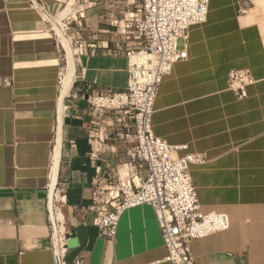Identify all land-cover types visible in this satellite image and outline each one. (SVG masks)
Wrapping results in <instances>:
<instances>
[{"label":"crops","instance_id":"1","mask_svg":"<svg viewBox=\"0 0 264 264\" xmlns=\"http://www.w3.org/2000/svg\"><path fill=\"white\" fill-rule=\"evenodd\" d=\"M39 1L51 10L63 2ZM89 1L75 29L79 40L95 48L85 45L77 62L71 40L62 38L59 90L61 57L40 11L32 0H0V264H53L46 184L57 148L59 179L67 182L62 213L72 233L66 263L81 255L84 264H169L150 205L123 210L109 245L88 208L96 178L107 183L143 174L112 139L114 131L128 130L117 115L108 110L92 123L87 96L125 90L124 51L134 43L112 31L122 0ZM70 8L75 17L80 7ZM177 46L187 57L162 77L151 130L181 146L177 156L205 157L203 164L189 166L200 210L229 219L227 229L191 241L194 264H264V0H208L205 22L191 26ZM231 69L251 73L254 82L244 98L226 88ZM10 76L12 84L4 85ZM77 86L83 90L74 97Z\"/></svg>","mask_w":264,"mask_h":264},{"label":"built area","instance_id":"2","mask_svg":"<svg viewBox=\"0 0 264 264\" xmlns=\"http://www.w3.org/2000/svg\"><path fill=\"white\" fill-rule=\"evenodd\" d=\"M83 1L85 3L88 0ZM32 4L38 8L43 20L49 15L51 9L44 3L32 0ZM122 5L125 10L121 16L113 18L111 23L116 27V35L125 42L134 43L124 51L128 74L126 88L119 92L97 90L88 95L86 100L96 117L93 124H98L101 116L108 110L117 115L118 123L125 124L128 130L121 128L114 131L112 139L120 144L129 161L143 170V174L117 176L115 181L107 183L96 178L88 208L93 212L92 221L98 228L99 235L109 245L114 242L116 225L123 210L139 204L150 205L161 232L165 249L163 260L169 264H194L190 253L191 241L227 229L229 219L225 213H202L200 210L189 166L203 164L205 157L199 153L177 156L176 151L181 146L170 145L163 138L155 136L150 120L162 77L171 71L175 62L187 57L186 49L178 48L177 40L186 38L191 26L205 22L208 0H122ZM57 11L59 10L56 9L55 13ZM70 18L75 17L67 18L65 30L70 28ZM77 24L80 26V21ZM51 31L55 32L52 27L50 35ZM75 34L70 39L71 45L77 50L74 57L78 62L84 46L93 50L95 44H87ZM55 41L56 50L60 54L64 49L57 36ZM135 54L146 56V59L136 60L133 57ZM60 57L62 64L58 74L59 90L65 66L64 54H60ZM78 76L76 71L67 94L71 93ZM253 82L248 69H231L226 76V88L237 98H244L246 87ZM3 84L10 86L12 77L4 78ZM82 90V87L77 86L72 95L76 97V93ZM60 123L61 118L57 117L52 130L53 139L60 129ZM51 164L52 155L46 184L49 230L47 247L53 264H67L68 241L72 238L71 231L65 227L62 213L66 202L67 182L59 179V165L52 180ZM73 264H84V257L76 256Z\"/></svg>","mask_w":264,"mask_h":264},{"label":"rangeland","instance_id":"3","mask_svg":"<svg viewBox=\"0 0 264 264\" xmlns=\"http://www.w3.org/2000/svg\"><path fill=\"white\" fill-rule=\"evenodd\" d=\"M62 1H63L62 4L59 7H57L56 9L61 10L66 4H68L67 6H69V7L71 6L73 8L75 7V9L77 7H80L81 8L80 12L82 13V15L80 16L79 15L80 12H77V15L75 16V18H70V24L68 25L70 28L68 30H65V32H61L58 29L59 27L57 26V24L55 22L56 20H54V15H55L56 9L51 10L49 12V15L46 18L44 17V21L47 23L48 27L49 28L52 27L55 30L54 33H53V31H51L52 37L55 39L57 36V38L60 41H62L63 37L69 38L71 35L76 33L75 27L76 26L80 27V26H78L77 22L80 21V24L84 22V19L86 17V10H87L86 8H88V4L90 2L89 0L85 3L83 0H62ZM105 1H109V0H105ZM69 7H66V8H69ZM122 7H123V5H122ZM124 10L125 9H122V12ZM122 12L119 14V16H121ZM112 28H113L112 31L115 32L116 27L112 25ZM74 36L78 37L76 34ZM73 47H75V46H73ZM60 54H61V56H63V54H65V51L61 50ZM135 55H138V54H135ZM75 68H76V65H75Z\"/></svg>","mask_w":264,"mask_h":264},{"label":"bare ground","instance_id":"4","mask_svg":"<svg viewBox=\"0 0 264 264\" xmlns=\"http://www.w3.org/2000/svg\"><path fill=\"white\" fill-rule=\"evenodd\" d=\"M68 4H66L61 10H59V11H57L56 13H55V15H54V20H56L55 22H56V24H57V26L60 28V30L62 31V32H65V22H66V20H67V18L68 17H72V8H70L69 6H67ZM66 7H69V9H68V11H66L63 15H62V17L60 18L59 17V15H60V13H62V10L63 9H65ZM81 11V8H78L77 10H76V12H80ZM81 13V12H80ZM82 14V13H81ZM59 19V20H58ZM58 20V21H57ZM58 28V29H59ZM69 39H70V37H69ZM71 40V39H70ZM60 41V40H59ZM134 57V59H136V60H139V61H143L142 59H146V56H143V55H134L133 56ZM143 57V58H142ZM68 80V79H67ZM67 82V81H66ZM249 86V85H248ZM247 86V87H248ZM246 87V88H247ZM59 118H61V116L59 115L58 116ZM58 163H59V148H57V151H56V154H55V159H54V169H53V180H54V177H55V174H56V172H57V169H58Z\"/></svg>","mask_w":264,"mask_h":264},{"label":"water","instance_id":"5","mask_svg":"<svg viewBox=\"0 0 264 264\" xmlns=\"http://www.w3.org/2000/svg\"><path fill=\"white\" fill-rule=\"evenodd\" d=\"M60 130V129H59ZM59 160H60V157H59ZM56 175V174H55ZM71 244V240L68 241V245Z\"/></svg>","mask_w":264,"mask_h":264}]
</instances>
